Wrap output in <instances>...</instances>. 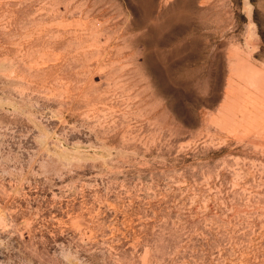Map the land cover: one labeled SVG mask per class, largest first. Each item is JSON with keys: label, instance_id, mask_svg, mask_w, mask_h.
Wrapping results in <instances>:
<instances>
[{"label": "rangeland", "instance_id": "374dc122", "mask_svg": "<svg viewBox=\"0 0 264 264\" xmlns=\"http://www.w3.org/2000/svg\"><path fill=\"white\" fill-rule=\"evenodd\" d=\"M0 264H264V0H0Z\"/></svg>", "mask_w": 264, "mask_h": 264}]
</instances>
